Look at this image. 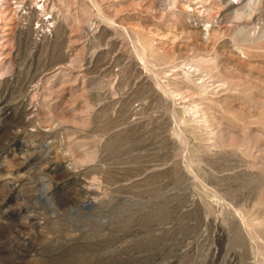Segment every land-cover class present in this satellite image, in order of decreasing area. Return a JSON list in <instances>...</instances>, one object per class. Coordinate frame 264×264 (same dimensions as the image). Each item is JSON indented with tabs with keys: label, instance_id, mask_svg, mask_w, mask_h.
Segmentation results:
<instances>
[{
	"label": "rangeland",
	"instance_id": "rangeland-1",
	"mask_svg": "<svg viewBox=\"0 0 264 264\" xmlns=\"http://www.w3.org/2000/svg\"><path fill=\"white\" fill-rule=\"evenodd\" d=\"M0 264H264V0H0Z\"/></svg>",
	"mask_w": 264,
	"mask_h": 264
},
{
	"label": "bare ground",
	"instance_id": "bare-ground-1",
	"mask_svg": "<svg viewBox=\"0 0 264 264\" xmlns=\"http://www.w3.org/2000/svg\"><path fill=\"white\" fill-rule=\"evenodd\" d=\"M256 1V0H255ZM252 3V2H251ZM251 3H249V4H251ZM254 4V3H253ZM257 5V4H256ZM259 6V5H258ZM237 7V6H236ZM256 7V6H255ZM244 8H248L247 7V5H246V7H244ZM240 9H242V7H240ZM231 10V9H230ZM235 10V9H234ZM236 10H237V8H236ZM235 10V11H236ZM248 10V9H247ZM251 10V9H250ZM242 11V10H241ZM254 11V10H253ZM247 12H249V11H247ZM246 12V13H247ZM229 13V12H228ZM250 13V12H249ZM255 13V12H254ZM253 14V12L250 14V15H252ZM247 15V14H246ZM226 16H228V15H226ZM231 16H233V17H235V18H239V13H234V15H231ZM252 17V16H251ZM246 17H244V19H245ZM227 19H229V17L227 18ZM234 19V18H233ZM235 20V19H234ZM236 22H237V20H235ZM242 22V21H241ZM210 26V25H209ZM241 27V26H240ZM206 28H207V26H206ZM241 28H243V27H241ZM241 28H239V29H241ZM205 29V28H204ZM206 31H207V29H205ZM241 34H240V37H243V36H246V34H244L243 33V29H241L240 31H239ZM210 33V32H209Z\"/></svg>",
	"mask_w": 264,
	"mask_h": 264
}]
</instances>
